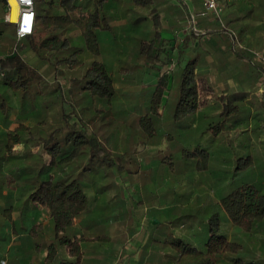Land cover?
Returning a JSON list of instances; mask_svg holds the SVG:
<instances>
[{
	"label": "rangeland",
	"instance_id": "1",
	"mask_svg": "<svg viewBox=\"0 0 264 264\" xmlns=\"http://www.w3.org/2000/svg\"><path fill=\"white\" fill-rule=\"evenodd\" d=\"M79 1L85 10L92 9L95 2ZM106 1L103 11L110 29L96 31L99 54L87 50L79 31L70 29L65 33L70 37L69 49L59 55L72 62L60 63L54 71L44 63L38 65L29 49L16 47L17 40L14 44L10 38L14 27L0 18L4 31L0 58L18 52L35 70L23 110L21 93L14 95L3 84L15 76L0 73V163L9 159L4 149L7 131H13L25 117L33 139L26 132L22 135L27 141L14 147L12 154L17 158L12 157L8 165L25 167L27 173L36 172L41 179L57 173L59 168L44 167L37 155L42 139L62 125L64 112L70 115L69 124L82 118V130L98 137L111 154L110 164L88 159L85 151L61 170L78 180L87 197V210L67 232L69 244L79 247L80 256L69 255L65 244L48 238L52 236L48 217L28 199L31 183L17 179L9 173L11 167L0 164V264H173L177 244L204 246L211 233L210 222L214 232L241 240L258 255L264 247V222L243 235L227 223L220 200L242 185L264 191L261 75L252 67L245 70L233 64L226 54L233 51L226 35L215 34L218 45L209 49L210 56L205 54L203 40L201 47L193 40L184 44L186 38L194 37L182 35L186 11L174 0H152L151 5L140 6L131 0ZM250 2L255 11L263 12L260 18L264 19V0ZM154 8L161 17L159 25L151 14ZM211 21L221 26L218 20ZM155 29L165 41L154 45L149 41L155 38ZM153 46L161 49L158 60L146 62L140 52ZM194 47L197 69L212 88L191 111L190 101H181L179 96V78L196 55ZM261 47L256 42L250 48L261 52ZM93 61L101 62L113 78L114 95L108 100L94 101L81 83L70 85ZM227 64L229 70H218ZM54 72L60 77L56 79ZM58 83L60 88L51 94ZM37 89H42L43 97L31 109L28 97ZM159 91L155 113L153 100ZM2 100L9 102L6 114L1 113ZM248 156L250 164L245 162ZM9 179L12 183L7 185ZM10 206L14 214L6 210ZM215 215L218 223L213 220ZM139 238L143 239L141 245L136 244ZM51 245L58 253L52 260L46 259Z\"/></svg>",
	"mask_w": 264,
	"mask_h": 264
},
{
	"label": "trees",
	"instance_id": "2",
	"mask_svg": "<svg viewBox=\"0 0 264 264\" xmlns=\"http://www.w3.org/2000/svg\"><path fill=\"white\" fill-rule=\"evenodd\" d=\"M131 1L138 6L152 4V0ZM248 1L250 0H244L241 5L236 6V11L229 13L225 18L226 26L234 31L240 42L244 41L247 32L248 23H246V20H256L263 13L255 11V7L253 6V8ZM34 3L36 13L34 33L24 39L22 44L16 43L14 25L7 24L14 27L10 35L11 41L14 44L16 43V47L20 46V50L27 48L29 52H33L38 59V65L44 63L49 70L54 71L60 63L72 62L67 57L59 55L69 49L70 37L65 36V33L70 29L79 31L87 50L93 55L99 54L96 31L98 29H110L108 15L103 11L107 4L106 0H95L93 8L90 10H85L79 0H34ZM5 8V2L0 0V18L4 17ZM42 12L46 14L42 15ZM151 14L155 19V23L159 25L161 17L155 8L152 9ZM197 24L201 28H205V30H209L210 28L217 30L220 28L215 22H209L206 19L197 20ZM155 35V38L149 41L151 44L155 45L156 42L165 41L160 38V34H158L156 29ZM215 36V34H209L208 32L207 35L205 34L201 37L193 39L188 37L184 40V44H188L193 40L197 44V47H201L200 41L203 40V45L206 48V50L204 48L205 54L206 56H210L209 49L212 50L218 45ZM3 37L4 31L0 30V39ZM154 47H152L153 49L142 50L140 52V55L145 57L146 62L153 63L158 60L161 49H155ZM195 49L194 47L192 52L196 55L187 62L179 78V96L181 101L185 99H188L186 102L190 101L189 109L191 111H194L198 104L200 105L202 99L209 95L212 88L209 79L197 69L199 58ZM1 52L0 54H2ZM1 56V72H4L5 77L7 75L15 76L14 80L3 84L9 89L10 93L14 95L15 93H21L20 102L21 110H23L25 99L31 87L30 85L35 82L33 79L35 70L29 67L28 63L22 59L18 52ZM244 57V55H232L233 60L238 63H242L241 61H243ZM49 58L50 60L51 58L53 59L50 63L48 62ZM247 66L252 67L249 64ZM254 68H258L260 75L261 72L264 73V64L258 63ZM197 73L201 75L196 77ZM53 75L56 79L60 77L56 72ZM75 82L81 83L83 85L82 90H86V93L94 101L97 99L108 100L114 95L113 78L101 62H91L79 79L70 80V85L73 86ZM21 86H23L22 91L19 90ZM59 88L60 83L55 85L51 94L54 91L57 92ZM159 95L160 91L159 94L155 95V99L153 100L152 110L155 113L159 110ZM38 97H43L42 89H37L35 94L28 97L31 109H33ZM2 102L1 113L6 114L9 102L7 100H2ZM221 102L223 101L221 100ZM224 114L225 110L220 115L223 116ZM61 116L63 119L62 125H59L47 138L42 139L39 154L37 153L42 165L50 169L59 168L57 173H49L41 179V175L38 177L36 172L27 173L25 167L23 169V167L17 166L15 163H13V166L8 165L11 163L12 157L17 158L12 154L14 147L24 145L27 141V139L22 138V135L26 132L29 134L30 140L33 139L31 133L27 131L28 127L24 123L25 117L20 119L21 122H18L13 131H7L4 149L9 159L5 157L0 164L3 165L5 163V165L7 164L8 167H11L9 173L14 174L17 179L31 183L32 191L28 199L33 205L41 208L48 217L50 221L49 229L52 233V236H48V238L59 240L62 244H65L69 255L76 254L80 256L79 247L73 242L72 245L69 244L71 240L67 232L71 230L75 223H77L78 218L87 210V197L78 180L71 175L62 173L61 170L85 151H88V159L100 162L104 161L105 163L106 161L110 163L111 154L102 146L98 137L82 130L85 127L82 118L77 117L76 122L69 124L68 119L70 115L64 112ZM12 121L16 120L13 118ZM29 154L32 153L30 152ZM42 154H45L48 159H43ZM245 162L250 164L252 162L251 156L245 158ZM31 170L32 168H30ZM11 183L12 180H7V185ZM220 204L225 213L227 223L243 235L251 233L256 226L264 222V191L262 188H257L253 185L239 186L222 197ZM6 210L13 212L14 208L10 206ZM213 218L218 223L219 219L217 215L213 216ZM213 225L210 222L209 230L211 233L202 248H197L190 244H182L181 246L177 244L173 264H219L220 262H223V264H264V247L260 249L258 255H255L250 249L245 248L241 240H230L224 234L214 232L213 228H211ZM37 226L41 227L42 225L39 224ZM239 232L238 234L240 235ZM57 255L56 248L52 245L46 251V259L52 260ZM78 261H80V258H78Z\"/></svg>",
	"mask_w": 264,
	"mask_h": 264
},
{
	"label": "built area",
	"instance_id": "3",
	"mask_svg": "<svg viewBox=\"0 0 264 264\" xmlns=\"http://www.w3.org/2000/svg\"><path fill=\"white\" fill-rule=\"evenodd\" d=\"M5 2V15L4 20L14 25L15 35L17 42L23 41L27 37L34 33L35 29V3L34 0H2ZM178 5L182 6L186 11V24L182 31L184 35L201 36L206 32L199 29L197 25L198 18H212L218 20L221 23V29L229 34L232 40V48L234 52H237L243 47L237 42L236 37L226 29L222 22V13L224 10V3L234 0H197L200 2V8L194 10L189 7V2L194 0H174ZM14 3L17 8V16L14 21L10 20V13L12 9L11 3ZM254 57L258 62L264 64V51L254 53ZM0 73L1 66H0ZM264 93V90H263Z\"/></svg>",
	"mask_w": 264,
	"mask_h": 264
},
{
	"label": "crops",
	"instance_id": "4",
	"mask_svg": "<svg viewBox=\"0 0 264 264\" xmlns=\"http://www.w3.org/2000/svg\"><path fill=\"white\" fill-rule=\"evenodd\" d=\"M242 2H243V0H234V1H230V2H226V3H224V10H223V13H222V20L224 21L223 23H224V26L226 27V29L228 30V31H230L235 37H236V40H237V42L243 47L242 49H239L237 52H234V51H231V53L230 54H228V53H226L227 54V56H228V58H230L231 60H232V62H233V64H239V65H242L244 68H245V70H246V68H247V64H249L250 66H252L253 68L258 64V63H260L261 64V62H258L256 59H255V57H254V53H256V51L255 50H253V49H251L250 47L252 46V45H255L256 44V42L258 43V42H260L261 43V49L260 50H262V51H264V19H262V18H258V19H256V20H250V19H247L246 20V23H248V27H247V32H246V35H245V39H244V41L243 42H240L239 41V39H238V37L236 36V34L234 33V31L232 30V29H230V28H228L227 26H226V24H225V18H226V16L229 14V13H232V12H234V11H236V6H238V5H241L242 4ZM252 6H254L253 5V3L252 2H250V1H248ZM178 4V3H177ZM180 6V5H179ZM189 7L190 8H192V9H194V10H197V9H199L200 8V2L199 1H197V0H194V1H190L189 2ZM185 10V9H184ZM211 20H214V19H212V18H210V21L209 22H215L216 23V25L218 26L219 24H218V22L217 21H211ZM249 21V22H248ZM258 22V23H257ZM186 24V23H185ZM198 25V24H197ZM185 26V25H184ZM183 26V27H184ZM219 29H217V30H214V29H209V30H205V28H201L200 26H198V28L199 29H201V30H203V31H205L206 32V35L208 34V32H209V34H223V35H226L227 36V38L229 39V41L232 43V40H231V38H230V36H229V34H227V32L226 31H223L222 29H221V26L219 25ZM183 29V28H182ZM182 29H181V33H182V35H184L183 34V31H182ZM188 36V35H187ZM201 36H203V35H201ZM201 36H198V37H201ZM194 38H196V36H193ZM225 50V49H224ZM261 51V52H262ZM244 55L245 57L243 58V61H241L242 63H238L237 61H235V60H233V58H232V55ZM263 64V63H262ZM225 66V67H224ZM230 69V65L229 64H227V65H222V66H220V68L218 69V70H221V71H223V70H229ZM255 69V68H254ZM235 70H236V72L239 70V69H237V68H235ZM257 71H258V68L256 69ZM231 72V71H230ZM233 72V71H232ZM240 72H238L237 74H239ZM261 79H262V81L264 82V73L263 72H261ZM263 97H264V93H263ZM15 212H14V210H13V214H14ZM12 214V215H13ZM140 240H137V242H136V244H140L141 245V241L143 240V239H141V238H139ZM129 261V260H128ZM131 263V262H130ZM138 263V262H137ZM137 263H135V264H137Z\"/></svg>",
	"mask_w": 264,
	"mask_h": 264
},
{
	"label": "bare ground",
	"instance_id": "5",
	"mask_svg": "<svg viewBox=\"0 0 264 264\" xmlns=\"http://www.w3.org/2000/svg\"><path fill=\"white\" fill-rule=\"evenodd\" d=\"M11 5H12V9H11V13H10V20L14 21L16 19V16H17V8L13 2L11 3Z\"/></svg>",
	"mask_w": 264,
	"mask_h": 264
}]
</instances>
